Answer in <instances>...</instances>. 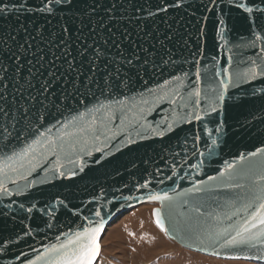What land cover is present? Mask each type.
I'll list each match as a JSON object with an SVG mask.
<instances>
[{"label":"water","instance_id":"obj_1","mask_svg":"<svg viewBox=\"0 0 264 264\" xmlns=\"http://www.w3.org/2000/svg\"><path fill=\"white\" fill-rule=\"evenodd\" d=\"M261 176L264 0H0V264L99 229L97 264L147 204L182 248L264 264L225 246Z\"/></svg>","mask_w":264,"mask_h":264},{"label":"rangeland","instance_id":"obj_2","mask_svg":"<svg viewBox=\"0 0 264 264\" xmlns=\"http://www.w3.org/2000/svg\"><path fill=\"white\" fill-rule=\"evenodd\" d=\"M158 207L147 204L118 219L101 241L97 264H255L215 259L182 248L154 223L152 213Z\"/></svg>","mask_w":264,"mask_h":264},{"label":"snow or ice","instance_id":"obj_3","mask_svg":"<svg viewBox=\"0 0 264 264\" xmlns=\"http://www.w3.org/2000/svg\"><path fill=\"white\" fill-rule=\"evenodd\" d=\"M57 4L61 0H55ZM65 3L68 0H64ZM238 7H242L245 11L251 13L252 8L246 7L243 3H238ZM50 9H42V11ZM253 75L255 71L253 70ZM198 95V93H197ZM39 141H35L34 144H38ZM49 143H55V141H50ZM34 145L25 149L24 153L20 156L23 158L29 151H34ZM9 159H15V157H9ZM264 180V176L260 177ZM259 198V197H256ZM160 199V197H157ZM167 199V197H164ZM252 204H246L244 210H249ZM99 215V213H97ZM157 215V224L163 227L162 222L159 219V212ZM229 219L231 217L229 216ZM255 229L256 231H253ZM225 231H227L225 229ZM235 234L231 236L230 239L225 240V246L238 247L241 245H255L258 240H264V202L259 205L258 211H252L250 213V219L240 224L234 229ZM98 233L99 229H92L85 233H78L74 239L69 240L67 244H62L59 248H53L52 252L55 256L49 261V264H94V261L99 254L100 247L98 243Z\"/></svg>","mask_w":264,"mask_h":264}]
</instances>
